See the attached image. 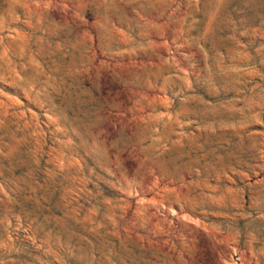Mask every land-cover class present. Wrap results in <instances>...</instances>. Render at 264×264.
Masks as SVG:
<instances>
[{"label": "rangeland", "instance_id": "rangeland-1", "mask_svg": "<svg viewBox=\"0 0 264 264\" xmlns=\"http://www.w3.org/2000/svg\"><path fill=\"white\" fill-rule=\"evenodd\" d=\"M0 264H264V0H0Z\"/></svg>", "mask_w": 264, "mask_h": 264}]
</instances>
